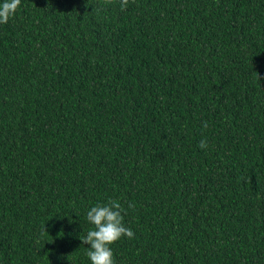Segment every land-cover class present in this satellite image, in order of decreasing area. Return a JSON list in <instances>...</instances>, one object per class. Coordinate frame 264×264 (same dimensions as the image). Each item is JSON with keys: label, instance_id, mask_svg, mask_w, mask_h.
<instances>
[{"label": "trees", "instance_id": "trees-1", "mask_svg": "<svg viewBox=\"0 0 264 264\" xmlns=\"http://www.w3.org/2000/svg\"><path fill=\"white\" fill-rule=\"evenodd\" d=\"M109 200L135 234L115 264H264V0H21L0 24V264H91Z\"/></svg>", "mask_w": 264, "mask_h": 264}, {"label": "clouds", "instance_id": "clouds-1", "mask_svg": "<svg viewBox=\"0 0 264 264\" xmlns=\"http://www.w3.org/2000/svg\"><path fill=\"white\" fill-rule=\"evenodd\" d=\"M129 0H120L121 10L127 8ZM112 3V0H105ZM21 4V0H2L0 2V24H6L12 18ZM93 10V9H92ZM203 127H207L206 122ZM198 147H208L206 138L200 140ZM129 208L134 205L129 204ZM121 204L117 200H109L106 204H97L87 212V221L93 225L85 236L80 238L82 244L90 245L86 255L91 264H115L113 251L110 247L122 237L134 238V232L124 224V215ZM45 231V230H44Z\"/></svg>", "mask_w": 264, "mask_h": 264}]
</instances>
